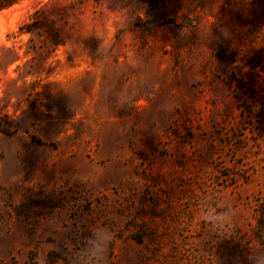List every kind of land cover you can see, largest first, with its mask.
<instances>
[{
	"label": "rangeland",
	"instance_id": "1",
	"mask_svg": "<svg viewBox=\"0 0 264 264\" xmlns=\"http://www.w3.org/2000/svg\"><path fill=\"white\" fill-rule=\"evenodd\" d=\"M45 1L0 10V264H264V0H61L50 53Z\"/></svg>",
	"mask_w": 264,
	"mask_h": 264
},
{
	"label": "trees",
	"instance_id": "2",
	"mask_svg": "<svg viewBox=\"0 0 264 264\" xmlns=\"http://www.w3.org/2000/svg\"><path fill=\"white\" fill-rule=\"evenodd\" d=\"M19 1L20 0H0V10L8 8L9 6ZM59 2H61V0H47L45 2H42L37 8H35L33 13L28 18V21L22 24L18 29V31L24 30L27 33H33L36 31V29L43 31L45 27H51V31L49 32V39L47 41V44L43 42L41 45H39V47H42L43 52H46V53H50L54 51L57 46L64 43V40L61 36L60 28L54 29L53 25H51L46 20L44 21L42 20V19H46V17L48 16V10H47L48 4L59 3ZM30 40H33V38H30ZM37 47L38 46L36 45L30 44V49H27L26 52H29L32 50L37 52L38 50ZM26 73L33 75L35 73V70L33 68L28 69L26 70Z\"/></svg>",
	"mask_w": 264,
	"mask_h": 264
},
{
	"label": "clouds",
	"instance_id": "3",
	"mask_svg": "<svg viewBox=\"0 0 264 264\" xmlns=\"http://www.w3.org/2000/svg\"><path fill=\"white\" fill-rule=\"evenodd\" d=\"M109 239L110 237L106 234H102L99 232L94 233V237L91 241V253L98 260L102 259L106 244Z\"/></svg>",
	"mask_w": 264,
	"mask_h": 264
}]
</instances>
